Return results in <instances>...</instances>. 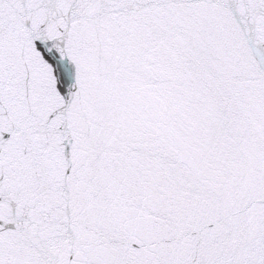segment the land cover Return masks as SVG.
<instances>
[{
  "label": "snow or ice",
  "instance_id": "obj_1",
  "mask_svg": "<svg viewBox=\"0 0 264 264\" xmlns=\"http://www.w3.org/2000/svg\"><path fill=\"white\" fill-rule=\"evenodd\" d=\"M0 264H264V0H0Z\"/></svg>",
  "mask_w": 264,
  "mask_h": 264
}]
</instances>
